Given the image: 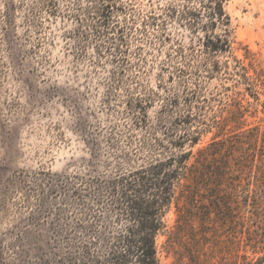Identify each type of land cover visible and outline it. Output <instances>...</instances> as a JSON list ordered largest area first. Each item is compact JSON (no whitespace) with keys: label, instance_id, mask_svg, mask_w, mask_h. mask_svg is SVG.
<instances>
[{"label":"trees","instance_id":"16d2710c","mask_svg":"<svg viewBox=\"0 0 264 264\" xmlns=\"http://www.w3.org/2000/svg\"><path fill=\"white\" fill-rule=\"evenodd\" d=\"M89 1L95 12L75 15L76 22L88 30L82 41L94 42L97 57L103 52L110 57L108 82L115 88L131 68L127 55L135 31L146 34L155 26L164 44L167 24L177 21L203 38L189 47L176 39L169 48L160 68L175 87L152 119L147 109L160 96L135 98L126 90V100H116L124 102L123 127L99 122L90 132L79 126L90 158L80 160L76 171L31 177L22 191L30 208L27 223L8 230L6 243L0 237V264H159L156 238L168 232L172 209L171 235L190 245L192 264H215L222 243L230 258L220 255L218 264H251L240 254L246 249L261 254L253 264H263L264 117L255 124L247 117L264 116V70L247 47L233 46L226 0H195L196 6L186 0L149 15L138 30L134 19L117 25L109 3ZM73 7L85 10L79 3ZM27 22L39 32L32 15ZM9 40L3 42L10 49ZM134 54L141 60L139 51ZM213 79L217 90L207 96L205 85ZM210 132V141L193 152ZM101 142L110 152L101 153Z\"/></svg>","mask_w":264,"mask_h":264},{"label":"rangeland","instance_id":"374dc122","mask_svg":"<svg viewBox=\"0 0 264 264\" xmlns=\"http://www.w3.org/2000/svg\"><path fill=\"white\" fill-rule=\"evenodd\" d=\"M103 1L113 7L112 15L114 21L119 22L117 25L124 27L134 19L137 30L149 15L163 14L170 6L180 7L186 3V0ZM189 1L196 6L195 0ZM73 3H79L85 10L76 12ZM52 4L48 6L47 0H0V185L3 186L0 237L4 243V234L8 230L27 223L30 208L23 203L22 191H26L28 181L35 173L73 172L80 160L90 158L89 146L79 126L83 125L90 132L99 122L102 127L106 123L123 127L124 119L120 115L125 109L124 102L120 104L116 100H126V90H130L135 98L145 99L152 93L160 96L147 109V115L152 119L159 103L175 87V82L169 81L168 71L160 68L169 48L176 39L189 47L197 46L203 38L202 32L190 33L177 21L167 24L169 40L164 44H160L154 35L155 26H150L146 34L135 31L127 55L131 68L123 84L115 88L108 82L114 64L104 52L97 57L94 42L82 41V34L88 30L80 29L75 18V15L83 17L82 12L87 18V15H93L94 1L52 0ZM224 11L230 18L233 46L247 47L259 68L264 70V0H226ZM29 15L36 21L39 32L27 22ZM3 28L9 31V38L4 37ZM3 39L12 41L10 49ZM135 51L140 52L141 60ZM241 53L242 50L236 54L241 57ZM139 65L141 70L137 74ZM111 87L114 89H109ZM216 87V80L208 81L205 95L216 92ZM108 91L110 100L104 102ZM216 104L215 109L218 108ZM253 107L254 103L251 110ZM260 117L264 116L261 113L256 118L248 116V124L257 123ZM213 133L206 134L193 152L209 142ZM100 146L101 153L110 152L105 142ZM174 220L172 209L166 216L168 232L156 238L159 264H192L190 245L185 239L171 235ZM42 235L47 239L45 232ZM227 245L219 246L213 263L218 264L220 255L230 258L226 254ZM240 254L246 255V261L251 264L261 255L248 249Z\"/></svg>","mask_w":264,"mask_h":264}]
</instances>
